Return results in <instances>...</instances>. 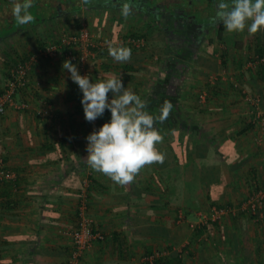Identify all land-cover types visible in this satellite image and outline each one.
Returning <instances> with one entry per match:
<instances>
[{
  "label": "crops",
  "instance_id": "crops-1",
  "mask_svg": "<svg viewBox=\"0 0 264 264\" xmlns=\"http://www.w3.org/2000/svg\"><path fill=\"white\" fill-rule=\"evenodd\" d=\"M40 1L48 13L42 23L18 26L0 37V96L18 62L60 33L85 25L101 45L87 66L93 83L121 77L146 106L158 100L159 88L168 92L179 85L184 119L197 127L198 141L192 142L202 148L199 156L211 141L225 162L217 160L213 178L205 179L200 171L199 198L180 208L166 205L170 197L158 182L157 174L175 167L172 153L162 146L157 149L163 163L144 167L129 185H117L93 171L86 159V137L110 122V111L90 128L79 87L63 68L65 60L40 59L29 89L19 90L14 104L0 114V171L11 175L0 179V264H67L73 250L70 234L83 206L105 240L94 242L81 264H147L144 258L157 252L164 254L165 264H264V217L257 222L240 211L201 231L189 227L201 212L238 207L256 187H264V126L254 104L259 99L264 108V31L229 33L224 28L219 33L222 24H217L195 41L174 33L177 12L199 15L202 19L194 17L202 24L215 14L217 5L204 0H197L194 10L186 0ZM124 3L132 5L127 18L121 14ZM5 15L1 18L11 23L13 17ZM51 25L55 29L48 30ZM130 38L143 39L145 46L128 44ZM177 41L183 43L179 49ZM109 44L130 48V61H114ZM190 135L175 131L167 137H177L185 149Z\"/></svg>",
  "mask_w": 264,
  "mask_h": 264
},
{
  "label": "clouds",
  "instance_id": "clouds-1",
  "mask_svg": "<svg viewBox=\"0 0 264 264\" xmlns=\"http://www.w3.org/2000/svg\"><path fill=\"white\" fill-rule=\"evenodd\" d=\"M89 3L90 0H82L83 5ZM32 7L33 0H15L12 14L17 24L34 23ZM121 14L125 18L130 16L132 5L124 3ZM210 22L222 24L229 33H242L245 29L250 34L264 31V0H231L230 3L220 0ZM108 53L119 63L130 61L132 55L130 48L111 44ZM63 68L83 94L81 104L86 121H96L106 110L111 113L110 122L86 137V159L93 171L107 176L117 185L126 186L135 181L144 167L163 163L164 155L157 149L163 136L154 125L168 118L173 107L170 101H165L160 115L154 117L144 110L146 103L124 87L121 77L112 76L93 83L89 76H81L70 60L63 63ZM109 93L112 94L110 101Z\"/></svg>",
  "mask_w": 264,
  "mask_h": 264
},
{
  "label": "built area",
  "instance_id": "built-area-1",
  "mask_svg": "<svg viewBox=\"0 0 264 264\" xmlns=\"http://www.w3.org/2000/svg\"><path fill=\"white\" fill-rule=\"evenodd\" d=\"M128 44L141 48L145 46L143 39L130 38ZM101 47L94 40L90 30L83 25L76 32L60 33L58 37L50 44L44 47L37 54H33L29 58L23 59L18 62L16 66L10 69L7 80L5 82V92L0 96V114H4L7 108L14 104L16 93L20 90H28L30 86V73L40 59L53 60L61 59L70 60L76 64L77 69L81 76H89L92 82L91 73L88 70V64L96 57L95 49ZM80 101L83 94L79 89ZM206 94L200 95V100L205 101ZM256 117L261 120L264 126V108L260 106V100L254 101ZM26 107L24 104L23 108ZM90 128L95 129L98 125V119L94 122H88ZM2 166V165H1ZM10 173L1 170L0 179L10 178ZM246 212L253 216L257 222H261L264 217V187L255 188L249 198L240 203L238 207H213L206 213L201 212L198 220L190 222L189 227L193 231H200L207 227L210 223L221 222L226 218L237 216L238 212ZM79 224L78 227L70 234L73 240V250L68 261V264H81V258L85 251L88 250L96 241H104L105 236L94 229L93 221L87 217L86 208L83 206L79 211ZM180 221L184 220L180 216ZM163 253L157 252L147 255L144 261L148 264H160L159 259L163 258Z\"/></svg>",
  "mask_w": 264,
  "mask_h": 264
},
{
  "label": "trees",
  "instance_id": "trees-1",
  "mask_svg": "<svg viewBox=\"0 0 264 264\" xmlns=\"http://www.w3.org/2000/svg\"><path fill=\"white\" fill-rule=\"evenodd\" d=\"M5 2L7 5L6 0ZM32 24L35 25L38 24V22ZM21 30H26V28H22ZM223 30H224V26L220 25L219 33L223 32ZM185 54H188L187 51H185ZM178 62H179L178 64L182 63V61H178ZM157 92L159 96L158 100L154 99V101L148 106H146L144 110L149 112L154 117H158L160 115V110L164 105L165 101H170L171 104L173 105L168 118L163 123L157 121L154 127L163 136V142L157 145L158 148L162 146V148H164V151H170V153H172L175 160L174 168L170 169L168 172L165 173H161L159 171L160 173L157 174V177H158L159 185L162 187V190L165 193L167 192L168 197H170L171 199V200L165 199L166 205L175 204L177 208H180L183 205H187L186 201L190 202L196 198H199L200 191L202 189L201 181L199 179L200 171L205 179L211 177L213 178L216 176L215 171L217 170L216 166L214 165H216V163H218V161L220 160H222V162L225 161L223 160V157L219 153H217L216 146L211 141L209 142L208 150L207 151L205 150L206 152L204 153V155L199 156L198 151H201L202 148H200L198 142L195 143L188 142L187 147L185 149H182V146L179 140L177 139V137L173 140L168 139L167 137L168 133L169 135L171 132L173 133L175 131L180 132L182 134L188 131L192 133L194 130L193 138H195L198 141V137H196L197 134L195 133L197 127L188 125L184 119V116L181 111L180 100H179L180 98L179 85H175L174 88H172L168 92L162 91V88L161 89L159 88ZM203 169H204V173L202 171ZM206 189L209 194L210 187H207ZM174 196H175V201H173ZM208 198H210L209 195ZM158 262L160 264L166 263L163 258L159 259Z\"/></svg>",
  "mask_w": 264,
  "mask_h": 264
},
{
  "label": "flooded vegetation",
  "instance_id": "flooded-vegetation-1",
  "mask_svg": "<svg viewBox=\"0 0 264 264\" xmlns=\"http://www.w3.org/2000/svg\"><path fill=\"white\" fill-rule=\"evenodd\" d=\"M90 1H93L96 4L100 5L102 3H105L106 1H114V0H106V1L105 0H90ZM68 2L71 3L72 0H68ZM196 2H197V0H193V1L186 0V5L189 6V9H193L196 6ZM208 2L217 5L220 2V0H210ZM226 2L230 3L231 0H226ZM216 11H215V13H216ZM174 16H175V21H173L175 24V32L174 33H176L178 36H185L187 38H189V37L186 35H189V36L192 35L194 37V41L199 35L203 34L206 30L217 25V24H212L210 22L212 17L215 16V14L206 18L204 24L198 23V21L196 20V17H194L192 12H187V13L186 12H182V13L177 12V13H175ZM190 28H192L191 31H190ZM187 29L189 31H187ZM180 42L182 43V41H180Z\"/></svg>",
  "mask_w": 264,
  "mask_h": 264
},
{
  "label": "rangeland",
  "instance_id": "rangeland-1",
  "mask_svg": "<svg viewBox=\"0 0 264 264\" xmlns=\"http://www.w3.org/2000/svg\"><path fill=\"white\" fill-rule=\"evenodd\" d=\"M7 1V5H6V2H5V0H1V2H0V9L2 8V6H4V5H6V6H8V7H10L9 8V11L7 12H1L0 11V14L2 13V15L4 14H6L5 16H8L9 17V15H11L12 17H13V14H12V5H9V3H11V4H13L14 2H15V0H6ZM52 1H54V0H52ZM57 1V0H56ZM61 0H59V2H60ZM75 1H77V0H74V2ZM147 3H149V0H145ZM191 1H193V0H191ZM208 1H210V0H204V2H208ZM39 3H41V1L40 0H34L33 1V7L30 9V11H31V13H32V15L35 17V21H34V23H42L43 21H44V19H45V17H47V10L44 8V9H40V5H38ZM41 5H44V4H41ZM64 5V4H63ZM41 10V11H40ZM2 15H0V37H4V36H10V34H13L15 31H18L19 29L18 28H15V27H18V26H24V25H19V24H17L16 23V21H15V19H14V17H13V19H12V21H11V23H10V21H6L5 19H2L1 18V16ZM194 16H197V19L199 20V19H202L199 15H194ZM65 24V23H64ZM8 25H10V26H8ZM65 26H67V25H65ZM70 28H72L71 26L69 27V29ZM53 29H55V28H53V25H51L49 28H48V30H53ZM67 29H68V27H67ZM47 30V31H48ZM9 32H10V34H9ZM63 33H66V32H63ZM17 36V35H16ZM177 40H179V39H177ZM178 42V44L176 43V47L179 49V47H181L182 46V43L180 42V41H177ZM3 46H5V45H3ZM16 47V46H15ZM17 49V48H16ZM177 49V50H178ZM2 61H4L3 60V58H1L0 59V64H2L1 62ZM193 133L194 132H192L191 133V137L192 138H190V140H186V142L187 141H190V142H192L193 141ZM195 133L197 134V136L196 137H198V132H197V130L195 131Z\"/></svg>",
  "mask_w": 264,
  "mask_h": 264
}]
</instances>
